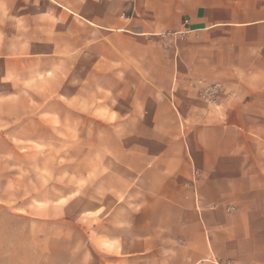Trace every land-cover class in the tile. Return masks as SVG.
<instances>
[{
	"label": "crops",
	"instance_id": "1",
	"mask_svg": "<svg viewBox=\"0 0 264 264\" xmlns=\"http://www.w3.org/2000/svg\"><path fill=\"white\" fill-rule=\"evenodd\" d=\"M8 89L0 107L23 108L20 122L47 92L49 125L61 99L125 124L85 136L113 141L75 188L65 174L61 195L19 213L85 235L76 248L57 230L56 249L112 264H264V0H0Z\"/></svg>",
	"mask_w": 264,
	"mask_h": 264
},
{
	"label": "rangeland",
	"instance_id": "2",
	"mask_svg": "<svg viewBox=\"0 0 264 264\" xmlns=\"http://www.w3.org/2000/svg\"><path fill=\"white\" fill-rule=\"evenodd\" d=\"M55 85L59 86L57 82ZM8 93L13 92L8 89L0 92V96ZM85 93L89 99H93V90ZM49 97L47 92L35 94L40 105L29 111L23 122L15 119L21 116L23 108L11 106L6 112L4 107H0V137L4 136L15 144V137L21 136L23 140L18 144L25 148L20 151L15 144V148L11 149L0 141V264H67L70 261L71 264L115 263L117 258L93 248H79L77 256L73 258L64 250L67 244L56 249L50 240L55 238L57 230L59 236L63 237L66 232L73 237L74 247H80L85 235L73 224L47 220L33 222L31 216L19 214L31 210L32 203H37V200L48 203L61 195L65 189V174L68 178L72 177V183L69 181L68 186L75 188L76 179L85 171L81 166L96 163V148H103L107 142L113 141L112 138H85L87 134H110L111 125L118 131L123 130L125 125L97 122L85 115V111L81 112V108L65 105L64 99L53 102L50 107L57 116L56 122L49 125ZM7 132L11 134H4ZM39 205L37 207H47L45 204Z\"/></svg>",
	"mask_w": 264,
	"mask_h": 264
},
{
	"label": "built area",
	"instance_id": "3",
	"mask_svg": "<svg viewBox=\"0 0 264 264\" xmlns=\"http://www.w3.org/2000/svg\"><path fill=\"white\" fill-rule=\"evenodd\" d=\"M209 92H210V90H209ZM209 92H208V93H209ZM211 95H214V92L212 91V89H211ZM212 100H213V97H212Z\"/></svg>",
	"mask_w": 264,
	"mask_h": 264
}]
</instances>
